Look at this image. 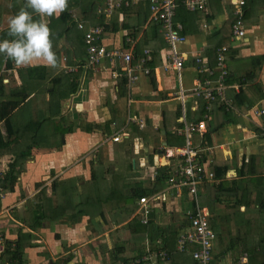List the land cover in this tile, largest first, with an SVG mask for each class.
Here are the masks:
<instances>
[{"label": "crops", "instance_id": "0c3cea01", "mask_svg": "<svg viewBox=\"0 0 264 264\" xmlns=\"http://www.w3.org/2000/svg\"><path fill=\"white\" fill-rule=\"evenodd\" d=\"M87 1L67 0L73 18L83 21L79 12ZM123 1L129 2L128 5L123 2L120 6L114 5L112 10L109 0L98 1L101 14L107 16V26L101 41L108 50L131 51L134 55L133 64L140 62L148 50L151 59L146 64L150 67V74L137 70L139 77L131 82L123 74L124 61L111 56H105L93 65L89 64L87 47L81 41L84 33L81 29L73 27L71 34H64L58 40V31L65 27L61 25L60 29L57 25L60 14L44 17L48 25L55 20V26L51 27L53 31L50 32L57 56L55 66L43 61L21 66L10 60L12 67L3 68L4 82H10L12 87L26 86L25 93L28 94L14 115L29 104L31 98L33 103L37 95H40L32 110L45 113L48 116L46 119L56 120V126L60 122L55 135L49 136L37 131L38 135L43 134L45 139L53 141L49 139L41 142L44 146L34 148L12 191H7L1 201L0 233L4 239L22 240L28 264H109L110 256L119 246L126 247L122 256L129 257L146 254L147 246L153 249L150 234L156 237L159 233L154 230L155 227L150 230L140 224L138 200L130 199L123 205L117 202L120 196L106 191L109 194L107 197L102 196L103 201L110 204L114 200L112 205L115 207L108 211L105 205H100L96 211L91 206L88 209L91 194L90 190L85 193V189L91 183L85 184L80 178L87 177L89 181H96L103 165L112 168L114 164L115 170H119L129 161L131 170L128 175L131 176L127 180L133 183L126 181V185L130 186V190H148L153 187V172L162 161L160 148L183 147L187 139L184 133L186 125L199 122L196 119L203 110H209V104L191 91L201 78L196 58L201 56L207 67L213 66L216 62V48L222 45L228 46L226 96L230 107L221 102L212 103L207 131L203 135L193 133L190 140L201 148H198L201 152L204 149V160L210 158L213 164L223 160L229 162L228 172L232 176L227 175V179L241 180L238 195L243 192L247 194L249 190V198L239 202L238 208L235 204L237 200L233 197L226 204L225 212L221 209L223 206L216 204L213 216L218 218L221 214L228 218L226 224L231 228L227 227L226 231L230 235H237L234 224L238 223L253 227L256 224L258 227L253 232V228L250 229L251 233L264 235V227L261 229V224H264V128L261 127L264 116L254 113V109H264V0H246V33L236 38L232 35L235 16L231 3L210 0L206 8L197 10H190L185 5L188 12L184 16L177 14L176 8L175 20L182 24V32L187 37L178 45L185 54L180 73L166 66L169 45L162 27L156 28L153 25L155 21L149 11L150 0ZM143 1L145 3L141 5ZM123 7L128 8V11L121 10ZM0 13L1 31L8 27L12 16L5 13L3 6L0 7ZM33 19L38 20L36 13ZM83 22L86 27L92 25L88 21ZM223 41L225 43L221 45ZM63 43L66 45L64 49ZM33 66L44 67L37 72L39 75L45 74V79L26 76V70ZM64 78L66 82L59 84ZM41 83L46 86L43 92L36 90ZM30 119L43 123L46 120L37 115L29 116L28 121ZM138 120L143 121L145 126L141 127ZM14 124L22 127L15 119ZM119 129L128 132V136L124 135L120 141L115 142L112 137ZM56 135L57 141L54 139ZM177 136L183 139L177 140ZM252 157L254 162L251 163ZM10 160V156L1 158L0 171L7 170ZM249 160L250 164L244 167V163ZM239 170L246 174L239 175ZM250 177L257 181H250L248 188H245L247 182L244 180ZM54 181H57L56 190ZM39 183V188L46 187L47 194L53 198L52 206L64 207L67 213L71 212L66 206L73 205L78 199L73 194V202L70 203L66 191L68 187L78 185V193H83L81 207L85 209L79 219L67 222L57 217L54 221H43L41 226H32L36 219L30 217L29 200L38 192L36 185ZM52 191L56 194L53 195ZM119 192L117 189L116 193ZM92 195L96 196L94 191ZM182 197H170L164 203L151 200L150 212L153 213L154 223H167L169 227L174 222L175 213L181 219ZM214 227L217 234L220 233ZM120 235H128V238H121ZM119 238L122 239L121 243ZM136 239L141 241L136 242ZM238 250L246 252L236 243L228 255ZM185 259H188V264H194L190 255H186ZM225 261L226 264L229 262L228 256L220 263ZM115 264H121V261L117 259Z\"/></svg>", "mask_w": 264, "mask_h": 264}, {"label": "trees", "instance_id": "16d2710c", "mask_svg": "<svg viewBox=\"0 0 264 264\" xmlns=\"http://www.w3.org/2000/svg\"><path fill=\"white\" fill-rule=\"evenodd\" d=\"M98 1L100 0H88L87 3L85 2V7H81V10L79 12L82 16L80 18L83 21L90 22L92 25L104 26L105 30V27L107 26V16L101 13L99 15L98 7L100 6V4L98 3ZM213 1L220 2V0ZM176 2L177 14H179L180 16H184V13L188 12L185 3L183 2V0H176ZM144 3L145 1L141 2V5H144ZM150 5L151 0L149 1V11L151 10ZM2 6L4 7L5 13L10 14L11 16L15 15L20 9L26 8L25 0H2L0 1V7ZM69 8L70 6L67 5L64 11L61 12L60 15L57 17V20L59 21L58 26H60V29L61 25L65 26L63 29L58 31V40H60L64 34H71L70 30H73V27L79 30L77 25L78 19L73 18L72 14L69 12ZM26 10L32 12V9L30 8H26ZM121 10L127 12L128 8L123 7ZM1 14L2 13H0V16ZM32 15H35V13L32 12ZM36 16L39 19L40 16L37 14ZM153 25H155L156 28H159L161 26L158 21H155ZM53 26H55V20H52V22L48 25V27L50 28V32L53 31L51 29V27ZM7 29L8 27L0 31V40L12 39V37L8 35ZM81 31L83 32V30ZM81 41L85 46L86 44L84 42V33L81 36ZM224 43L225 41H223L221 45ZM65 46L66 45L63 43L62 48L64 49ZM3 65H5V67H3ZM149 65L154 66L152 63H149ZM10 67H12L10 59L3 55H0V160L4 156L11 157L7 170L0 171V208L2 197L4 196V194L7 193V191H12L20 173L25 168L27 159L32 155L34 148H40L44 146L41 145L42 137L37 134V131H39V128H41L43 122L32 120L22 127H16V125L14 124V113L17 109H19L22 102L27 98L28 94L25 93L26 86L12 87L10 82H4L5 70L3 71V68L7 69ZM39 69H44V67L33 66L28 68L26 70V76L28 78H37L39 80L45 79V74L39 75V73L37 72ZM20 73L22 74L23 70H21ZM207 112L209 113L210 111L208 110ZM207 112L206 110H203L201 116L198 117L196 120H204V116ZM208 135L207 137L210 140V137ZM177 137V140L181 138L183 139L182 136ZM171 142L173 143L174 141H169V143ZM252 162H254L253 157L251 158V163ZM248 163L250 164V160L249 162L244 163V167L248 165ZM172 168V164H167L166 166L159 167L157 169L155 177L153 178V187L148 190L134 188L131 191L130 186H127V190L125 189L124 191L122 190L121 192H119L121 193L120 198L122 196V198H128V200H136L137 202V200H139L141 196H152L156 194L157 191L161 190V184L166 182V179L170 177V171L172 170ZM212 168L215 172V180L206 182L201 185L197 199L193 197L191 198L190 196L185 194L183 195V197H188V205L186 209L189 210L190 208V210H192L194 213H196L197 206L207 207L209 209V223L210 226L214 229V226H220V224L218 223V219H226V223L228 221V218L226 216L224 218V216H222L221 214L218 215V218H216V215L213 216V212H215L214 206L216 204H219V206H223L221 207V209L225 212V210L227 209L225 207L226 204L229 203V201H231L234 197L237 200V202L235 203L237 205L236 208H238L239 202H242L243 200L249 198V190L247 194H245V192L240 195L237 194L238 191L241 189V180H239L238 182L236 180L229 181L227 179V173L230 168L229 162L227 160L216 162L212 165ZM240 174L245 175L246 173H244L243 170H239V175ZM244 181L247 182V184H245V188H248V184L250 183V181L256 182L257 180L256 178L250 177ZM56 182L57 181L53 182V184L55 185L54 190H56ZM36 187L38 188V192L35 193L29 200V209L31 211L30 217L33 216V218L31 219H36L35 222L31 224L32 226H41L43 221L47 219H52V221H54L57 217H61L60 220L74 222L75 220L79 219L80 214L83 213V211L85 210L83 207H81V202H73V194L78 193L79 191L78 185L68 187L66 191L67 195L69 196L68 200L70 201V203L73 202V205L66 206V208L71 213H67L64 210V207L52 206L53 198L47 194L46 187L39 188L40 183L36 185ZM52 194L54 195L56 194V192L52 191ZM116 196H118V193H116ZM162 203L164 202L162 201ZM137 207H139L138 204ZM180 209L181 219L176 214L174 216L173 224H171L167 229H161L160 225H156L154 223L155 221L152 219V212H149L148 214L149 220L147 223H143L141 219H138L140 224H142V227L148 228L150 230L152 227H155L156 229L154 228V230L159 233V235H156V237L155 235L150 234L151 239H153V243L151 245L152 248L157 251V261L159 262V264H182V262L185 260L186 255H188L185 250L178 249L179 236L181 232L185 231L189 226L188 213H186L187 210L184 209L183 204L181 202ZM249 226L250 225H241V223L234 224V227H236L238 231L237 235H222L221 233L217 234L216 232L217 235L214 242L215 247L212 264H220L221 258L226 257L228 255L229 250L233 248L236 243L239 244L243 250H247L250 253V264H264V236L257 238V241H252L250 235H253V233H251ZM257 227L258 225L256 226L255 224L254 227H252V232L255 231V228ZM247 228H249L248 231L246 230ZM222 240L226 241V246L217 251V242H221ZM4 243L5 251L2 256V260L4 259V262L28 264V260H26L25 258V244L22 243L21 239L15 241L4 239ZM125 248L126 247L124 246L117 247L110 256L109 264H115V260L117 259L120 260L122 264L126 261L142 256H122V253L125 251ZM189 248L194 251L198 248V245L190 243ZM163 251L166 252L165 257L159 255ZM68 258V260H70L71 256H69ZM68 260L66 262H68Z\"/></svg>", "mask_w": 264, "mask_h": 264}, {"label": "built area", "instance_id": "2783aa9c", "mask_svg": "<svg viewBox=\"0 0 264 264\" xmlns=\"http://www.w3.org/2000/svg\"><path fill=\"white\" fill-rule=\"evenodd\" d=\"M222 2H229L233 6V13L235 20L232 25L233 37H243L246 33L244 16L246 0H221ZM128 5L129 2L123 0H109L110 9L115 6H120L122 3ZM185 5L190 10L204 9L210 0H183ZM151 18L153 21H158L161 24L162 30L165 33V38L169 45L167 53L166 66L175 68L179 73L183 69L185 62V54L180 51L178 45L184 42L187 37L183 34V26L180 22L175 20L177 2L176 0H151ZM101 13V10L99 9ZM78 28L84 32V42L88 50V63L93 65L105 56H111L115 59H122L125 63L123 74L129 81L138 79L137 70L143 71L145 74H150V67L146 64L150 59V52L147 50L145 56L140 58V62L133 64L134 55L131 51H121V49L108 50L102 43L104 33V26L89 25L86 27L83 21H78ZM207 27V24H204ZM228 46L222 45L216 48V62L213 66L207 67L201 56L196 58L198 71L201 74L197 85L191 91L199 98H203L209 105L207 108L211 109V104L214 102L225 103L230 107V101L226 96V89L228 87L227 78L229 77V69L226 64V53ZM257 116H264V109H254ZM210 113L206 115V119L199 122H192L186 125V144L183 147L163 146L160 148L162 154V161L158 166H166L172 164L173 168L170 171V177L166 179L167 187L164 191L158 192L152 197L144 195L138 200L141 220L148 221V214L150 212L151 200L168 201L170 197H181L184 194L191 198H196L200 192L202 184L214 181L215 172L212 168L213 161L209 158L204 160V149L199 150L193 143L191 135L193 133H201L202 135L207 131V119ZM135 120V117H133ZM141 127L145 123L138 120ZM264 128V120L262 126ZM128 132L124 129L118 130L112 137L113 141H120L122 136H128ZM201 149V148H200ZM164 159V160H163ZM210 160V161H207ZM157 169L154 170L152 178L155 177ZM230 177L232 173L228 172ZM189 218V226L181 232L178 239V249L185 250L190 255L194 264H212L216 231L209 223V209L207 207L197 206L196 213L192 210L186 209ZM197 244L198 248L192 251L189 244ZM5 251L4 237L0 233V264H16L15 262H4L2 260ZM159 255L165 257L166 252H161ZM229 262L227 264H250L249 254L241 252L227 255ZM157 251L147 246V253L126 261L122 264H159L157 261ZM221 264V263H220Z\"/></svg>", "mask_w": 264, "mask_h": 264}, {"label": "clouds", "instance_id": "9594fccd", "mask_svg": "<svg viewBox=\"0 0 264 264\" xmlns=\"http://www.w3.org/2000/svg\"><path fill=\"white\" fill-rule=\"evenodd\" d=\"M26 8L38 14L33 19L32 12L20 9L8 21V35L12 39L0 40V55L16 65H29L34 61H43L55 66L57 56L50 39V28L44 17L59 15L64 11L67 0H25Z\"/></svg>", "mask_w": 264, "mask_h": 264}, {"label": "rangeland", "instance_id": "374dc122", "mask_svg": "<svg viewBox=\"0 0 264 264\" xmlns=\"http://www.w3.org/2000/svg\"><path fill=\"white\" fill-rule=\"evenodd\" d=\"M57 25H59V24H57ZM65 82H66V80L64 78L62 80V82L61 81L59 82V84H64ZM61 87H60V90H62ZM37 88H38V89H36L37 91L40 90L41 92H43V89H45L46 86H45L44 83H41L40 85H37ZM37 91H35V92H37ZM34 95H35V93H34ZM39 98H40V95H37V97L33 100V103H32V99L33 98H31V102L29 104H27L25 107L21 108L14 115V119H15L16 123H19L22 126H24L25 124L29 123V121H32L33 120V119L32 120L30 119L28 121L29 116H31V117H34L35 115H37V117L38 116H43V117H45V119L48 117L45 113H36V112H34L32 110V108L34 106V103H36V101H38ZM56 122H57L56 120L46 119L44 121L42 127L39 128L40 132L41 133L42 132L43 133H46L49 136L55 135L57 133V130L59 129L58 126H60V124H59L60 122L58 123V126H56ZM41 135H42L41 136L42 137V140H41L42 143H44L45 141H49L50 138L45 139V136L43 134H41ZM54 139L57 141L58 140V136L56 135L54 137ZM50 140L53 141V139H50ZM102 167H103L101 169L102 171L100 172V175L98 176V179L96 181H89V178H87V177L80 178L81 180H83L85 182V184L91 183V185L88 186L85 189V193H87V190H88V192L90 190V194H91L89 196L91 198V200L89 201V204H88V207L87 208L90 209V206H91V208L93 210H95V211L98 209V207L100 205H105V208H106L107 211L109 209L112 210V208L115 207V205H112V204L115 203L114 200L111 201L110 204L109 203H105L103 201L104 197H102V196L107 197L106 195H108L109 193L116 194L117 189L120 190V192L122 190L124 191L125 189L127 190V186L129 187V185H126V181L129 182V183L130 182L133 183L131 180L130 181L127 180L131 176V175H128V172L131 170V168H130V162L129 161L127 163H125V165L122 167V169H119V170H115L114 164L112 165V168L109 165H103ZM104 172L107 173V174L104 175ZM131 174H132V172H131ZM136 179H137V177H136ZM161 186H162L161 189H164V188L167 187V184L166 183H163V184H161ZM93 191L96 194V196L92 195ZM106 191H108L109 193L108 194L105 193ZM120 194L121 193H119L118 196H120ZM74 195L78 199V202L80 203V201H82V198H83L82 191L80 193H75ZM99 195H101V196H99ZM117 202L120 203V204H123V205L124 204H127L128 198H122V196H121V198H119L117 200ZM118 203H116V204H118ZM181 203L183 204L184 209H186L187 208V205H188V200L185 199V197H182L181 198ZM175 215H176V213L173 216H175ZM179 223H180V221H179ZM218 223L220 224V226H216L217 231H220V233L222 235H230L229 232L226 231V228L228 227V225L226 226V219L225 220L218 219ZM160 227H161V229H165V228L167 229L168 228L167 227V223L160 224ZM249 227L252 230V227L253 226L250 225ZM263 227H264V224H261V229ZM263 236L264 235H259V236L258 235H250V238H251L252 241H257V238L263 237ZM120 237L121 238H128V235H120ZM143 239L144 238H142V240ZM138 240L141 241V239H136V242H138ZM119 241L121 243L122 242V239L119 238ZM224 246H226V241L222 240L221 242H217V245H216L217 251H219V249H221V248H224ZM245 251L248 252L247 250H245ZM225 258L226 257H222L221 260H223ZM187 261H188V259H185L182 262V264H188ZM227 263H228V261H227ZM223 264H226V261Z\"/></svg>", "mask_w": 264, "mask_h": 264}]
</instances>
